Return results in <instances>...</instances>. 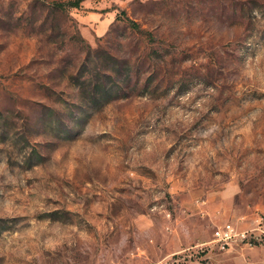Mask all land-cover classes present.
I'll use <instances>...</instances> for the list:
<instances>
[{
    "label": "rangeland",
    "instance_id": "rangeland-1",
    "mask_svg": "<svg viewBox=\"0 0 264 264\" xmlns=\"http://www.w3.org/2000/svg\"><path fill=\"white\" fill-rule=\"evenodd\" d=\"M68 1L0 0V264H264V0Z\"/></svg>",
    "mask_w": 264,
    "mask_h": 264
},
{
    "label": "built area",
    "instance_id": "built-area-1",
    "mask_svg": "<svg viewBox=\"0 0 264 264\" xmlns=\"http://www.w3.org/2000/svg\"><path fill=\"white\" fill-rule=\"evenodd\" d=\"M263 236L260 235L259 239L257 237L254 240L249 239L245 231H238L233 225L226 223L214 231L211 244L220 250H228L230 247L241 242H245L246 245L255 244L262 241Z\"/></svg>",
    "mask_w": 264,
    "mask_h": 264
},
{
    "label": "trees",
    "instance_id": "trees-1",
    "mask_svg": "<svg viewBox=\"0 0 264 264\" xmlns=\"http://www.w3.org/2000/svg\"><path fill=\"white\" fill-rule=\"evenodd\" d=\"M82 0H73L68 2H52V5L56 9H67V8H77ZM123 90H116L114 93V97H119V95H124L126 92H122ZM264 238V236H263ZM263 240V239H262Z\"/></svg>",
    "mask_w": 264,
    "mask_h": 264
}]
</instances>
